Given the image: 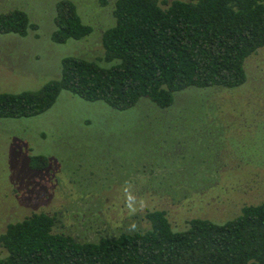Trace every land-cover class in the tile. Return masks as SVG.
Returning a JSON list of instances; mask_svg holds the SVG:
<instances>
[{
    "label": "rangeland",
    "instance_id": "obj_1",
    "mask_svg": "<svg viewBox=\"0 0 264 264\" xmlns=\"http://www.w3.org/2000/svg\"><path fill=\"white\" fill-rule=\"evenodd\" d=\"M58 1L0 0V14L21 9L36 25L25 36L0 33V92L41 89L59 78L66 56L101 61L102 33L115 22L113 0H71L92 32L65 43L51 37ZM244 68L241 85L191 86L165 108L142 97L116 109L62 90L37 115L0 117V234L45 212L55 231L95 241L147 229L151 209L183 229L191 218L223 222L263 201L264 46ZM32 156L47 165L32 168Z\"/></svg>",
    "mask_w": 264,
    "mask_h": 264
},
{
    "label": "trees",
    "instance_id": "obj_2",
    "mask_svg": "<svg viewBox=\"0 0 264 264\" xmlns=\"http://www.w3.org/2000/svg\"><path fill=\"white\" fill-rule=\"evenodd\" d=\"M111 10L101 61L66 56L59 78L41 89L0 92V117L37 115L62 90L116 109L142 97L165 108L191 86L241 85L245 59L264 46V0H113ZM54 25L56 43L92 32L71 0L56 3ZM35 27L21 9L0 14V33L25 36ZM29 163L47 165L43 156ZM145 219V230L83 241L55 231L54 216L35 212L0 234V264H264V200L223 222L191 218L183 229H174L164 210H148Z\"/></svg>",
    "mask_w": 264,
    "mask_h": 264
},
{
    "label": "clouds",
    "instance_id": "obj_3",
    "mask_svg": "<svg viewBox=\"0 0 264 264\" xmlns=\"http://www.w3.org/2000/svg\"><path fill=\"white\" fill-rule=\"evenodd\" d=\"M129 200H130V197H126V204H127V207L129 208L130 212L134 213L136 211V208L133 207V205L131 203H129ZM133 229L135 228V224H133L131 226Z\"/></svg>",
    "mask_w": 264,
    "mask_h": 264
}]
</instances>
